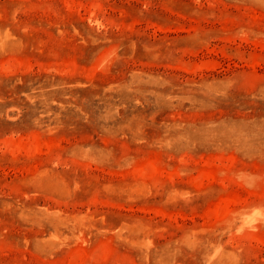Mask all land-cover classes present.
I'll return each mask as SVG.
<instances>
[{"label":"rangeland","instance_id":"rangeland-1","mask_svg":"<svg viewBox=\"0 0 264 264\" xmlns=\"http://www.w3.org/2000/svg\"><path fill=\"white\" fill-rule=\"evenodd\" d=\"M0 264H264V0H0Z\"/></svg>","mask_w":264,"mask_h":264}]
</instances>
